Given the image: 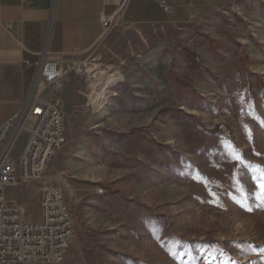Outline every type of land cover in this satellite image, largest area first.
I'll return each instance as SVG.
<instances>
[{"label":"rangeland","instance_id":"obj_1","mask_svg":"<svg viewBox=\"0 0 264 264\" xmlns=\"http://www.w3.org/2000/svg\"><path fill=\"white\" fill-rule=\"evenodd\" d=\"M159 1L45 91L67 141L7 194L38 220L42 186L62 190L76 234L48 264H264V0Z\"/></svg>","mask_w":264,"mask_h":264},{"label":"built area","instance_id":"obj_2","mask_svg":"<svg viewBox=\"0 0 264 264\" xmlns=\"http://www.w3.org/2000/svg\"><path fill=\"white\" fill-rule=\"evenodd\" d=\"M130 1L121 0L114 15H101L105 33L125 16ZM159 3L169 10L167 0ZM7 29L11 31L12 25ZM25 67L35 71L32 91L21 108L0 125V264L60 263L76 234L62 190L42 186L38 220L29 219L24 206L7 191L42 179L53 156L65 145V113L60 101L49 99L45 91L60 89L71 66L43 53L35 60H25ZM23 133L26 141L19 150Z\"/></svg>","mask_w":264,"mask_h":264},{"label":"crops","instance_id":"obj_3","mask_svg":"<svg viewBox=\"0 0 264 264\" xmlns=\"http://www.w3.org/2000/svg\"><path fill=\"white\" fill-rule=\"evenodd\" d=\"M133 1L127 10L130 20H154L143 12L130 14ZM195 1L179 0L181 4L171 8L194 6ZM120 2L0 0V125L21 108L32 91L35 71L26 69L25 60H35L44 53L48 58L68 62L86 55L105 33L101 15H114ZM8 25H12L11 31ZM25 141L20 142L19 150Z\"/></svg>","mask_w":264,"mask_h":264},{"label":"snow or ice","instance_id":"obj_4","mask_svg":"<svg viewBox=\"0 0 264 264\" xmlns=\"http://www.w3.org/2000/svg\"><path fill=\"white\" fill-rule=\"evenodd\" d=\"M237 159H240V157H237ZM260 188H261L262 191H264V183L260 184Z\"/></svg>","mask_w":264,"mask_h":264}]
</instances>
